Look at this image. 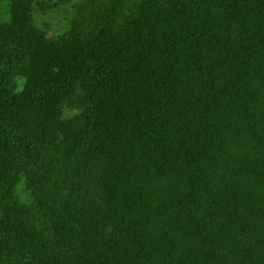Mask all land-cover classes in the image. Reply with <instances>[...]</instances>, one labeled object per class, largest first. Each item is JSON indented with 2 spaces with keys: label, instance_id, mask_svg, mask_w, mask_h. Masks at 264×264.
<instances>
[{
  "label": "trees",
  "instance_id": "obj_1",
  "mask_svg": "<svg viewBox=\"0 0 264 264\" xmlns=\"http://www.w3.org/2000/svg\"><path fill=\"white\" fill-rule=\"evenodd\" d=\"M0 264H264V0H0Z\"/></svg>",
  "mask_w": 264,
  "mask_h": 264
},
{
  "label": "rangeland",
  "instance_id": "obj_2",
  "mask_svg": "<svg viewBox=\"0 0 264 264\" xmlns=\"http://www.w3.org/2000/svg\"><path fill=\"white\" fill-rule=\"evenodd\" d=\"M65 8L66 7H59L57 10H55L53 13H51L47 18L50 22H52L53 27L50 31V34H53L59 30V25L63 23V17L68 16L65 14ZM43 18L37 17V20L35 21L36 24H39L42 21Z\"/></svg>",
  "mask_w": 264,
  "mask_h": 264
}]
</instances>
